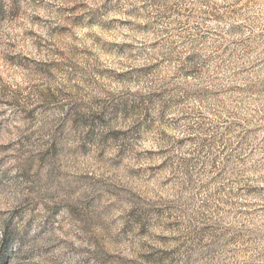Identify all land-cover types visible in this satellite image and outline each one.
I'll return each instance as SVG.
<instances>
[{
    "label": "clouds",
    "instance_id": "clouds-1",
    "mask_svg": "<svg viewBox=\"0 0 264 264\" xmlns=\"http://www.w3.org/2000/svg\"><path fill=\"white\" fill-rule=\"evenodd\" d=\"M0 264H264V0H0Z\"/></svg>",
    "mask_w": 264,
    "mask_h": 264
}]
</instances>
